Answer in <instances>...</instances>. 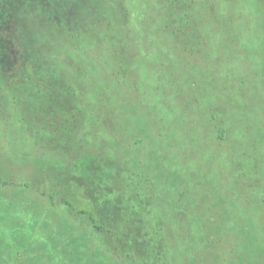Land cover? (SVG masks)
<instances>
[{
    "label": "rangeland",
    "instance_id": "1",
    "mask_svg": "<svg viewBox=\"0 0 264 264\" xmlns=\"http://www.w3.org/2000/svg\"><path fill=\"white\" fill-rule=\"evenodd\" d=\"M208 1L209 11L204 9L202 21L205 41L199 47L191 45L187 52L174 36L164 33V9L156 0H141L144 6H137L135 1L132 5L136 9L131 10L129 19L115 18L119 26L128 24V31L121 29L127 34L125 37L111 27L108 31L117 36L107 43L80 40L76 46L54 42L50 48L57 54L59 69L68 70V78L78 88L75 98L89 103L86 107L95 116L104 114L95 138H88L94 154L102 147L105 158H114L119 148L109 143L114 142L112 136L115 141L123 138L121 128L127 132L125 139H141L142 163L133 156V146L125 148L127 157L141 163L143 170L166 161L175 163L171 168L181 164L185 196L176 193V198L183 208L158 210L164 219L163 227L174 228L178 233L173 241H168L167 264H264V69L257 61L260 54L252 36L258 35L261 18L256 11L250 13V0L240 6L249 10L231 15L225 13L226 8L213 10L214 0ZM44 2L0 0L1 72H9L13 57L21 50L16 19L22 13L20 5L35 21L37 6ZM130 20L133 23H128ZM103 28L106 29L97 25L94 30ZM23 30L25 37L36 33L32 28ZM44 33L46 38L55 37L51 30ZM40 38L47 42L44 35ZM107 98L109 101L105 102ZM18 109L12 105L4 107L15 118ZM214 113L216 119L209 118ZM219 124L225 131L214 134ZM7 126L10 128L3 131L0 122V148L19 170L42 156L51 158L43 144H31L32 138L21 132L16 122ZM176 127L188 134H183V138L174 134ZM101 135L105 139L100 140ZM170 137L180 142L172 145L164 160ZM123 143L126 144L124 140ZM29 145H33L31 150ZM63 158L68 159L67 163L74 160ZM127 164L130 167L132 163ZM59 173L67 178L72 174L71 166L59 162L45 170L44 176L53 178ZM12 175L16 179L17 175ZM163 178L169 176L165 174ZM159 180L158 176L152 182L157 184ZM174 191L180 189L175 187ZM68 200L76 210L92 212L86 201ZM220 228L224 233L217 236ZM233 244L235 252L231 255Z\"/></svg>",
    "mask_w": 264,
    "mask_h": 264
},
{
    "label": "trees",
    "instance_id": "2",
    "mask_svg": "<svg viewBox=\"0 0 264 264\" xmlns=\"http://www.w3.org/2000/svg\"><path fill=\"white\" fill-rule=\"evenodd\" d=\"M135 1L139 3L137 6H144L141 0H45L37 6L35 21L20 5L22 13L16 19L21 50L13 57L9 72L0 71V117L2 114L1 120L5 118L0 122L3 131L10 128L7 123L16 122L21 132L32 138L31 144H43L51 158L42 156L19 170L0 148V264H167L168 241H173L178 233L174 228L166 230L163 227L164 219L159 217L158 210L159 207L182 210L176 198V193L185 196L181 164H177L180 168H171L169 166L175 163L166 161L153 169L145 167L143 170L144 155L139 151L141 139H125L127 132L121 128L123 138L115 141L112 136L114 142L109 143L119 148L114 158H105L100 146L94 154L93 143H89L88 138H95L104 114L95 116L86 107L89 103L75 98L78 88L75 89L76 85L68 78V70L59 69L57 54L50 48V43L54 42L79 46L80 40L91 44L95 40L104 43L113 40L119 33L125 37L121 29L128 31V24L119 26L114 20L116 17L129 19L131 10L136 9L132 5ZM156 1L164 9L161 21L164 33L174 36L186 47L185 52L191 45L199 47L204 43L206 31L202 21L204 9L209 11L208 0ZM238 1L237 5L234 0H214L213 10L226 8L230 13H225L230 15L249 10L240 7L246 0ZM250 2V13L256 11L261 18L258 35L252 36L260 54L257 61L263 70L264 0ZM97 25L106 29L98 32L94 30ZM246 26L250 31L247 22ZM111 27L120 30L117 35L108 31ZM28 28L36 33L25 37L22 32ZM47 30L55 37L48 35L49 39L46 38L44 32ZM42 35L47 42L43 43ZM6 105L18 106V117L8 114L4 110ZM214 115L209 114V118L216 119ZM218 126L220 130L215 128L214 134L225 131L223 126ZM112 131L110 134L114 135L115 130ZM173 132L181 137L188 134L182 127L174 128ZM2 138L3 135L0 142ZM103 139L101 135L100 140ZM178 142L180 140L169 138L165 145L170 148L164 160L169 157L172 145ZM33 145H29V150ZM127 145L134 147L133 156L141 163L127 157ZM57 156L60 158L55 159ZM63 157H74V160L67 163L68 159ZM128 161L132 163L130 167ZM59 162L71 166L70 176L65 178L61 173L53 178L44 176L45 170ZM12 174L17 175L16 179ZM165 174L169 179L163 178ZM158 176L161 180L154 184L152 179ZM175 187L180 191H174ZM68 199L86 201L92 212L76 210ZM220 232L224 233L220 228L217 236ZM230 247L233 255L235 245Z\"/></svg>",
    "mask_w": 264,
    "mask_h": 264
}]
</instances>
